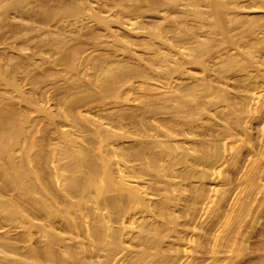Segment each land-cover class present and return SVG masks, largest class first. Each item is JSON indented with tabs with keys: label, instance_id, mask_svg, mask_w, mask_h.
Returning a JSON list of instances; mask_svg holds the SVG:
<instances>
[{
	"label": "rangeland",
	"instance_id": "obj_1",
	"mask_svg": "<svg viewBox=\"0 0 264 264\" xmlns=\"http://www.w3.org/2000/svg\"><path fill=\"white\" fill-rule=\"evenodd\" d=\"M0 264H264V0H0Z\"/></svg>",
	"mask_w": 264,
	"mask_h": 264
}]
</instances>
